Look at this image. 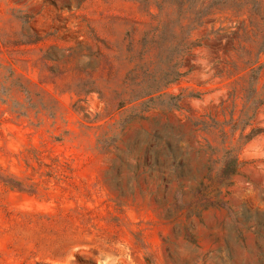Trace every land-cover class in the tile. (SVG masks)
<instances>
[{"label": "rangeland", "instance_id": "obj_1", "mask_svg": "<svg viewBox=\"0 0 264 264\" xmlns=\"http://www.w3.org/2000/svg\"><path fill=\"white\" fill-rule=\"evenodd\" d=\"M0 264H264V0H0Z\"/></svg>", "mask_w": 264, "mask_h": 264}, {"label": "trees", "instance_id": "obj_2", "mask_svg": "<svg viewBox=\"0 0 264 264\" xmlns=\"http://www.w3.org/2000/svg\"><path fill=\"white\" fill-rule=\"evenodd\" d=\"M229 157H227L228 159ZM239 170V160L237 157L233 156L228 162L226 163L223 169V175L225 178H228L227 183H231L232 176L238 173Z\"/></svg>", "mask_w": 264, "mask_h": 264}]
</instances>
